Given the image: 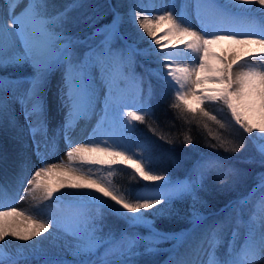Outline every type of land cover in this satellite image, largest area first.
<instances>
[{"label": "snow or ice", "instance_id": "1", "mask_svg": "<svg viewBox=\"0 0 264 264\" xmlns=\"http://www.w3.org/2000/svg\"><path fill=\"white\" fill-rule=\"evenodd\" d=\"M19 2L20 0H8L9 16L0 17V68L27 65L31 68V73L17 79L0 76V115L9 112L10 103H19L33 136L37 132L46 133L43 93L51 72L56 68H63V86L60 91L67 113L57 135L63 134L68 150L66 162L43 164L28 180V184L32 185L30 194H33L34 199L53 202L47 205L49 211L46 219L37 218L14 207L5 209L0 205V264H5V261L7 264H18V259L9 257L3 247L8 238L29 242L49 233L53 227L63 229L71 238L70 244L66 241L65 248L74 260L53 259L46 264H133L132 258L138 254L136 249L141 241L145 244L147 253L158 251L156 245L163 241H176L170 249L175 253L186 234L158 232L145 213L176 197L190 195L195 201L196 191L202 186L205 171L222 165L218 158H209L203 163L198 161L189 178L175 183L165 175L155 174L148 163L131 152L110 130L115 128L121 136L130 135L136 122L148 123V118L153 115L149 103L152 86L148 85L146 95L141 98V80L136 78L134 102L137 110L125 111L127 102L113 93L114 80L117 75L122 74L123 66L132 64L133 52L144 56L154 55L161 68L146 71L171 90L174 100L170 107L179 109L189 118V122L204 119L213 122L217 129L228 128L229 123L218 119L207 107L219 105L222 110L230 113L231 120L245 133L252 136L253 132H257L259 138L264 140V31L253 38L250 34L224 28H215L209 32L205 23L208 16L220 20L235 19L233 8L251 11L250 8L242 7L244 5L258 4L259 10L264 12V0H229L225 5L216 3V0H194L203 32L194 30L183 12L177 16L169 9L163 14L149 17L138 10L139 5L134 4L128 13L129 21L151 38L155 48L139 50L128 45L126 55L123 50L111 47L113 38L119 35L118 28L123 20L118 12L112 23L105 26L104 33L96 30L91 36L81 40L66 34L63 27L68 19V12L75 5H70L55 15H47L46 0H28L23 10L16 14L15 8ZM161 32L162 36L159 35ZM98 34H104L105 38L96 46L89 44ZM225 44L228 45L227 49L222 47ZM79 45H85L88 49L82 57L74 52V48ZM165 49L171 51L165 52ZM177 49H180L179 59L176 58ZM94 69L99 72L98 78L93 75ZM97 79L107 89L103 97L100 124L94 130L93 137L77 145L71 141L70 132L78 119L86 118L95 111L98 101ZM105 123L109 124V129L102 127ZM204 127L207 128L208 124L205 123ZM149 128L155 133L156 130L150 124ZM97 131L103 139L97 137ZM209 135L216 140L209 147L224 148L230 152L241 150L242 145L233 144L218 130L209 129ZM160 138L164 139L163 136ZM185 142L192 143L187 136ZM55 146L56 139L53 137L49 147L54 150ZM257 149L261 157L260 163L264 164V144L257 145ZM117 165L128 166L143 181H164V184L130 198L109 179L115 174ZM104 168L109 170L106 175L101 171ZM231 171L229 169L224 175ZM20 183H24L23 179ZM62 189L79 191H69L64 196H57L56 193ZM257 189H264V174L253 193ZM93 191L100 195H92ZM65 196L70 199L66 201ZM101 196L107 199H101ZM108 200L114 203H108ZM91 201L123 217L130 225L149 228L150 235L141 237L127 233L119 236L112 232L104 234L99 210L96 213L89 211ZM246 202L247 198L237 202L234 210L238 213V206ZM256 210L261 223H255L257 214L254 212L243 245L236 249L230 244L223 260H218L215 256L223 225L217 224L208 230L205 240L211 251L207 264H257L258 258L264 264V198L256 206ZM162 211L163 209L158 210ZM202 219L194 207L193 223L198 224ZM232 237L235 241L238 232L234 231ZM101 248L104 249L103 255L97 256V251ZM17 251L18 254L23 253L22 248ZM169 264L190 262L173 256Z\"/></svg>", "mask_w": 264, "mask_h": 264}, {"label": "trees", "instance_id": "2", "mask_svg": "<svg viewBox=\"0 0 264 264\" xmlns=\"http://www.w3.org/2000/svg\"><path fill=\"white\" fill-rule=\"evenodd\" d=\"M124 1L126 6L131 8L129 0H46V14L55 15L64 11L66 7L75 5L68 12V19L63 27L66 34L85 40L97 28L111 24L116 12L125 18L128 17L126 12L128 10L124 8ZM178 9L177 5L174 10L177 16ZM122 23L121 32L128 42L118 36L111 44L114 50H123L126 55L130 44H135L139 50L150 47L151 38L141 36L131 24L124 21ZM96 42L98 41L93 39L89 41V44L96 46L98 44ZM87 50L85 45L74 48L78 57H82ZM14 68L16 66H8L6 71L0 72V76H27L31 73V69H27L26 66L20 67L24 71ZM160 68L161 65H159L156 56H144L133 52L132 64L130 66L125 65L121 69L122 74L126 73V76L135 82L136 78L141 80V88L143 89L141 98L146 95L148 85L151 84L152 86V97L149 103L153 115L148 118V123L136 122L133 126L132 136L146 146L147 158L142 160L149 164L155 174L165 175L170 181L189 178L197 162L203 163L205 161L203 157L205 155H209V158H218L222 167H212L205 171L202 186L196 191L197 199L195 201L190 195L176 197L170 202L165 201L164 204L148 210L145 215L154 219V228L164 232H176L192 225L191 211L194 207L201 214L216 213L208 225L210 227L217 224L223 225L218 236L220 242L216 247V253L218 252L220 257L224 259L230 244H233L236 249L242 246L245 235L243 220L249 216L248 210L244 208L243 211L242 209L245 204L240 206L242 215L235 214L234 209L237 206L233 209L232 206L228 207V205L233 200L237 201L250 195L258 183L260 178L258 176L264 174V164L260 163L261 157L257 154L251 140L233 124L230 114L226 110L219 113L214 105H207V107L218 119L225 120L230 127H233V135H229L226 131H221V134L226 139H230L233 144L242 145V147L239 152L209 147V144L216 143V140L209 135V129L217 131V127L212 126L213 122L208 124L207 128L204 127V119L189 122V118H186L179 109L170 107L174 100L171 90L156 76L146 71V69ZM133 103L129 109L137 110L134 101ZM149 124L156 130L155 133L150 130ZM161 136L164 139H161ZM186 136L191 139L192 143L185 142ZM115 169L116 177L120 178L126 193H128L127 190H134L135 193L142 192L145 184L134 174V171L121 165ZM229 169L232 171L224 175ZM247 203L250 201L247 200ZM225 207L226 209L222 211ZM159 209H163V211L158 212ZM101 214L104 234L112 232L117 236L126 230L132 234L138 233L143 237L147 236L148 230L145 227H131L123 218L111 212ZM238 221L239 226H237ZM234 231L238 232L235 241L232 237ZM139 244L136 250L145 251L143 241ZM165 256L166 254L161 253L141 255L136 257V260L133 259V262L135 264H160Z\"/></svg>", "mask_w": 264, "mask_h": 264}, {"label": "bare ground", "instance_id": "3", "mask_svg": "<svg viewBox=\"0 0 264 264\" xmlns=\"http://www.w3.org/2000/svg\"><path fill=\"white\" fill-rule=\"evenodd\" d=\"M223 1L226 4L229 3V0ZM7 5L8 2L6 0L3 3L0 2V17L7 18L4 14V11L8 12ZM188 5L189 13L185 16L188 23L194 30L203 32L201 20L197 17L194 0H188ZM155 6L157 7V5ZM24 7L22 0H20L19 5L16 7V14H19ZM242 7L250 8L251 11H240L238 8H233L232 14L235 19L230 20H220L214 16H208L205 23L209 32L215 28H224L226 30L250 34L253 38H256L260 32L264 31V12L259 10L260 5L258 4L244 5ZM222 47L227 49L228 45L225 44ZM177 53L176 58L179 59L180 49H177ZM105 89L99 82L97 84L98 96H101ZM48 97L47 95L43 96L47 119L46 133L37 132L34 137L29 129L28 121L26 120L25 122L22 116H19L21 122L18 120L21 125L18 124L14 115V111L20 113V108L17 106L18 103H10L9 112L0 115V205H3L5 209L14 207L17 210L29 212L37 218L43 217L45 219L49 211L47 205L53 202L34 199L33 194H30L32 185L28 184V180L34 171L43 166V164L52 165L66 162V152L68 150V144L65 142L63 134L57 135L58 130L64 123L65 119L63 116L67 113V109L57 104V100ZM98 106L99 104L97 108ZM90 124L89 116L78 119L70 132L71 141L74 143L75 139L80 137L78 140L80 141L79 144H81L87 142L90 137H93L94 130H91ZM53 137L56 139L54 150L49 147ZM21 179H23L24 183H20ZM69 191L79 190L62 189L56 195L64 196ZM92 195L100 194L93 191ZM69 199L70 197L65 196L66 201ZM101 199L106 200L107 198L101 196ZM89 203L96 204L95 201ZM108 203L114 202L108 200ZM257 218L256 224L259 225L261 221L259 217ZM66 241L70 244L71 238L63 229L53 227L49 233H45L41 237L29 242L8 238L3 247L9 257L18 259V264H35L31 263V260L34 257L44 256L47 252L45 251L46 249L50 250L52 248L54 250L65 251ZM21 248L23 249V253L18 254L17 250ZM51 252L57 255L59 253L58 251ZM5 264H7V261H5ZM257 264H261L260 258H258Z\"/></svg>", "mask_w": 264, "mask_h": 264}, {"label": "rangeland", "instance_id": "4", "mask_svg": "<svg viewBox=\"0 0 264 264\" xmlns=\"http://www.w3.org/2000/svg\"><path fill=\"white\" fill-rule=\"evenodd\" d=\"M3 1L4 0H0L1 3H3ZM6 1L8 2V0H6ZM129 1H130V3H129L130 6H132L134 4L135 5H139V9L138 10L142 14L148 15L149 17H152V16L157 15V14H163L164 11H167L169 9H171L174 12L175 7L177 5H178V8H179L178 9V16L181 14V12H183L185 16H187V14L189 13L188 0H161V1H158V0H129ZM22 2H23V5L26 6V4L28 3V0H22ZM178 2H179V4H178ZM216 3L221 4V5H225L226 4V2L223 1V0H216ZM155 5H157V7ZM124 8L126 10H128L126 12L129 13L131 8L130 7L128 8L126 6L125 1H124ZM0 10H1V8H0ZM15 11H16V8H15ZM4 14L8 18L9 13L4 11ZM121 16L123 17L122 22L124 21V22H127V23L131 24L134 28L137 29L138 33L141 36L143 35V36L147 37L146 34H144L141 29H138L137 25H135L134 23L129 21V16L126 17V18L122 14H121ZM122 22L120 23L119 28H118L119 35H117V36H115L113 38L111 44L117 39L118 36L120 38L123 37V40H125L124 36H123V34L121 32V25L123 24ZM108 25H110V24H108ZM105 26L106 25L101 26V27L97 28L96 30H101V32L104 33ZM159 35L162 36L163 33L161 32ZM104 38H105L104 34H98L94 38V40L98 41L96 43H99ZM125 42H128V41L125 40ZM146 42H148V41H146ZM150 43H151L150 47L151 48H155V45L153 44V42L150 41ZM130 45H133L136 49H138L135 44H130ZM17 47H19V45H17ZM164 51L165 52H169V49H165ZM159 65H160V63H159ZM23 66H26L27 69H31L27 65H23ZM10 67H13V66H10ZM20 67L21 66H16V68H14V69H18V70L24 71V70L20 69ZM6 70H7V67L6 68H0V72L6 71ZM154 70H156V69H154ZM62 75H63V68H56V69H54L51 72V74L49 75L47 87L45 89V92L43 93V96L47 95V96H49L48 98H52L54 100H57V104L63 106V102L61 100V91H60V89L63 86ZM93 75L98 78L99 77V72L94 69L93 70ZM7 77L12 78V79H17V78H23L25 76H23V75H21V76L9 75ZM50 80H52V81L49 83ZM97 81H98L97 82V84H98L99 83V79H97ZM135 92H136V82L134 80L130 79V77L126 76V73H123V74H120V75L116 76V78L114 80V83H113V93H114V95L123 98L127 102V108L125 109V111H133L132 109H129V108H130V105L134 104L133 101L135 100ZM106 93H107V89H105V91L103 92V94L101 96H98V101H97L96 106H95V111L92 114L89 115L90 123H91L90 124L91 125V130H97V126H98V124H100V117L102 115V109H103V97L106 95ZM98 104H99V106L97 108ZM17 106H18V108H20V110H19L20 113L14 111L15 112L14 115H15V119L18 122V124L21 125L19 123V121L21 122V120L19 119V116H22V118H23V120L25 122H26V119H25L24 111H23V108L21 107V105L18 103ZM214 107H215V109L218 110L219 113H223L225 111V110H222L219 105H214ZM65 115L63 116L64 119H65ZM223 115H225V114H223ZM224 117H226V116H224ZM232 122L235 125V122L234 121H232ZM204 123L210 124L211 121H206L205 120ZM212 126L214 127L216 125H214V123H213ZM235 126L239 128L238 125H235ZM102 127L105 128V129H109L110 128L109 124H107V123L102 125ZM110 130L114 133L115 136H117L120 139L121 143H124V144H126L128 146V148H129V150L131 152L137 154V156L139 158H141V159L147 158L146 146L144 144H142L141 142H139L138 140H135V138L132 136L133 133L130 134V135L129 134H125V135L121 136L119 130H117L115 128H111ZM240 130L245 134V136L249 140H251V143L254 145V148H255L257 154L260 155L259 152H258V149H257V145L264 144V140L259 138V134L257 132H253L252 136H249L242 129H240ZM218 131L220 132V134H221V131H223V132L226 131V132L229 133V135L230 134L233 135V127H230V125H229L228 128H226V129H218ZM97 136H98V138L103 139V137H101L99 135V131H97ZM79 138L80 137H77L75 139L74 144H79V142H80L78 140ZM253 138H255V139H253ZM109 143H111V141H109ZM203 157H204V160H206L210 156L209 155H205ZM118 166H120V165L115 166V168L118 167ZM121 166L125 167L127 169H130L131 171H134L131 168H129L128 166H126V165H121ZM101 171H103V173L106 175L109 170L107 168H104V169H101ZM261 176H262V174L260 176H258L260 178H259L258 183L256 184L255 188H257V185L259 184ZM109 179L112 181V184L118 190H120L121 192L125 193L130 198H134L135 195L138 194V192L135 193L134 190H131V191L127 190L128 193H126V191L122 187V184H121L122 182H121L120 178L116 177V174H114L113 176L109 177ZM140 179L142 180V178H140ZM184 180H186V178H182V179H179L177 181H172V182L175 183V182L184 181ZM143 183L145 184V187L142 190V192L146 191L147 189H155V188L158 187V185L164 184V181H159V182L152 183V184H150V183H148L146 181H143ZM245 198H247V200L250 201V203L246 202L248 205L246 203H244L245 207H242L243 211H244V208H245L246 210H248V213H249V216L246 217L243 220V224L245 226L244 227L245 228V235H244V238H243L244 239L243 243H244L245 239L247 238L248 225L251 222V217H252L253 213L256 212L257 217H259V213L256 210V206L261 202L262 198H264V189H257V191H255L254 193L252 191L249 196L241 198V199H239L237 201L233 200L228 205V207L232 206L233 209H234V207L237 206V202H239L241 200H244ZM240 206L241 205L238 206L239 207L238 215H242V209H240ZM225 209H226V207L224 209H222V211L225 210ZM97 210H99V213H100L101 216H102L101 213H107V212L110 213L111 212L106 207L97 205L95 203H89V211L90 212L96 213ZM192 213H193V211H191V214ZM236 213H237V211H235V214ZM113 214H115V213H113ZM199 214H200L201 217H203V219L198 224L192 223V225L189 228L181 229V230L176 231V232H164V231H160V230L154 228V219H152V218L147 216L148 220L152 222V227L155 230H157L158 232H163V233H185L186 235H185V238H184L183 242H181L179 244V246L175 249V253L173 251H170V249L173 248V245L176 244V241L167 240V241H163V242L159 243L158 245H156V247L158 249V251H156V252L147 253L145 251H137L138 254L132 258V262L134 261L133 259L136 260V257H138V256L140 257L141 255H151V254H155V253H161V254H166V256H165L164 260L162 262H160V264H169L170 258L173 257V256H175V259H181V258L186 259V260H188L190 262V264H207V261L209 259V252L211 251V249H209V247H208V243L205 240V236H206L208 230L211 228L208 224H209V222L211 220H213V217L215 216L216 213H211V214H207V215L206 214H201V213H199ZM115 215H117V214H115ZM121 218H123V217H121ZM124 220L131 227H141V226L145 227L143 225H135V226H133V225H130L129 222L126 219H124ZM257 220H258V218H257ZM192 222H193V220H192ZM255 223H256V221H255ZM145 228L148 230L147 236H149L150 235V229L147 228V227H145ZM122 233H127L129 235H139V236L143 237L142 235H140L138 233L132 234L130 232H127L126 230L123 231V232H120L117 236H119ZM165 243H166V245H165ZM138 245H140V244H138ZM45 251H47V252H46V254L44 256L34 257L31 260L32 262L31 261L30 262L31 263H35V264H46V262H49V261H51L53 259H63V260H67V261H73L74 260V258L71 256V254L67 250L59 251V250H54V249L50 248V250L46 249ZM51 251H58L59 253L57 255V254L52 253ZM103 251H104L103 248L99 249L97 251L96 255L97 256H102L103 255ZM215 256H216V258L218 260H223V257L221 258L220 255L218 254V252L216 253V248H215ZM82 258L83 257H81V259ZM133 264H135V262H133Z\"/></svg>", "mask_w": 264, "mask_h": 264}]
</instances>
